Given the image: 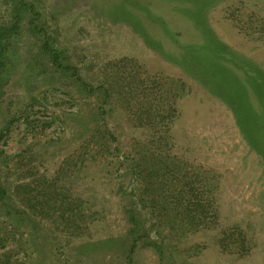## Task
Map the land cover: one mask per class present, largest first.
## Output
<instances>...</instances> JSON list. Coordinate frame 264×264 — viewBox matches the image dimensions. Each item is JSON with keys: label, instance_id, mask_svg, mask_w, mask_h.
<instances>
[{"label": "rangeland", "instance_id": "obj_1", "mask_svg": "<svg viewBox=\"0 0 264 264\" xmlns=\"http://www.w3.org/2000/svg\"><path fill=\"white\" fill-rule=\"evenodd\" d=\"M0 264H264V0H0Z\"/></svg>", "mask_w": 264, "mask_h": 264}, {"label": "trees", "instance_id": "obj_2", "mask_svg": "<svg viewBox=\"0 0 264 264\" xmlns=\"http://www.w3.org/2000/svg\"><path fill=\"white\" fill-rule=\"evenodd\" d=\"M51 53L55 57L56 51L53 50ZM145 113L149 122L156 120L149 111ZM212 180L213 177L211 175L210 178L202 177V179L185 176V190L179 192L178 197L182 202L181 204L185 206V211H187L186 218L195 226L209 227L218 217V209L214 197V189L217 185ZM197 182L200 183V186L196 184Z\"/></svg>", "mask_w": 264, "mask_h": 264}]
</instances>
